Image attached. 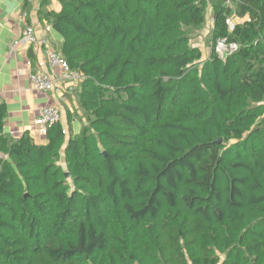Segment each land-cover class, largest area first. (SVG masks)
<instances>
[{
    "label": "trees",
    "instance_id": "obj_1",
    "mask_svg": "<svg viewBox=\"0 0 264 264\" xmlns=\"http://www.w3.org/2000/svg\"><path fill=\"white\" fill-rule=\"evenodd\" d=\"M59 1L78 107L37 143L0 103V264H264V0Z\"/></svg>",
    "mask_w": 264,
    "mask_h": 264
},
{
    "label": "crops",
    "instance_id": "obj_2",
    "mask_svg": "<svg viewBox=\"0 0 264 264\" xmlns=\"http://www.w3.org/2000/svg\"><path fill=\"white\" fill-rule=\"evenodd\" d=\"M23 4L24 0H0V103H5L7 106L3 134L6 137L18 139L24 133L29 132L37 143H44L46 137L39 133L34 123L40 107L47 103L58 102L63 111L62 122L68 127L67 112L69 110L73 112L78 106L74 93H67L63 98L57 99L32 87L31 72L49 69L46 45L19 43L13 49L14 41L19 39L26 26L30 25L34 27L39 37L45 38L49 47L51 45L59 50L63 38L47 19L41 18L40 11L48 9L60 12L61 2L48 0V4L42 7L41 0H30L28 11L23 9ZM210 14V23L207 20L203 30L206 34L214 27L211 6L208 8L207 19ZM236 18L243 21L247 17ZM200 36L202 37V34ZM29 51L34 54L33 60ZM28 60L31 61V66L28 65ZM78 118L72 121L74 133H79L83 125L84 120ZM3 156H5V151L0 148V157Z\"/></svg>",
    "mask_w": 264,
    "mask_h": 264
},
{
    "label": "built area",
    "instance_id": "obj_3",
    "mask_svg": "<svg viewBox=\"0 0 264 264\" xmlns=\"http://www.w3.org/2000/svg\"><path fill=\"white\" fill-rule=\"evenodd\" d=\"M26 45L43 44L46 45V59L48 70H34L30 74V82L32 87L42 93H46L49 97L57 99L63 98L67 93H72L78 84L83 80V74L79 71L71 70L67 60L57 51L52 50L45 38H41L36 34L33 26H26L22 36L15 40L13 49L19 44ZM238 49L235 42L229 43L226 38H218L215 44V50L220 57H225ZM31 66V61L28 60ZM60 69V71H57ZM63 120V111L58 102L47 103L40 107L38 114L34 120L35 125L39 129V133L46 135L49 125ZM64 133L67 128H63Z\"/></svg>",
    "mask_w": 264,
    "mask_h": 264
},
{
    "label": "rangeland",
    "instance_id": "obj_4",
    "mask_svg": "<svg viewBox=\"0 0 264 264\" xmlns=\"http://www.w3.org/2000/svg\"><path fill=\"white\" fill-rule=\"evenodd\" d=\"M208 20V23H210V20H211V14L209 16V19ZM239 18H234V19H230L229 20V24H230V27L232 29L233 25H234V22L235 21H238ZM213 29V28H212ZM204 30V29H203ZM202 37L199 36L198 38H196V40L193 41V43L195 45H198L199 48L201 49V52H202V59H205L207 58L210 53H211V31L208 32V34H206V32L202 31ZM201 37V38H200ZM50 48L52 50H56V48L54 46H51L50 45ZM223 58V57H222ZM219 255L221 256V258L223 259L224 258V255L223 254H220ZM221 263V261L219 262V264Z\"/></svg>",
    "mask_w": 264,
    "mask_h": 264
}]
</instances>
